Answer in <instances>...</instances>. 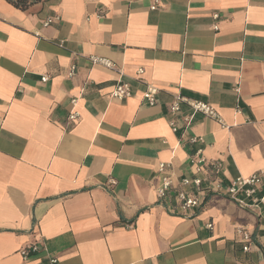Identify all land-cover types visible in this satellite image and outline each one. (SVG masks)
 I'll return each instance as SVG.
<instances>
[{"label":"crops","instance_id":"crops-1","mask_svg":"<svg viewBox=\"0 0 264 264\" xmlns=\"http://www.w3.org/2000/svg\"><path fill=\"white\" fill-rule=\"evenodd\" d=\"M120 79L133 87L125 101L110 97ZM177 94L225 125L197 114L174 132ZM1 119L0 264H264V216L212 194L181 215L156 193L159 163L189 175L198 146L227 181L264 169V0H0Z\"/></svg>","mask_w":264,"mask_h":264},{"label":"built area","instance_id":"built-area-1","mask_svg":"<svg viewBox=\"0 0 264 264\" xmlns=\"http://www.w3.org/2000/svg\"><path fill=\"white\" fill-rule=\"evenodd\" d=\"M140 1V0H130ZM163 0H149V8L157 10L162 8ZM58 16L49 17L44 25H49ZM213 18L218 19L219 14L214 13ZM218 30V25H214ZM92 65H102L107 68H115V63L111 59L103 56L91 55ZM143 68H139L138 74L143 73ZM76 73V65H71L68 71L69 77ZM43 81L48 80L47 76L42 77ZM144 84L142 99L148 105H155L158 102L159 89L150 82L141 79ZM133 95V87L130 83L118 80L110 92V97L119 101H125ZM76 99L72 100L75 104ZM187 107L189 113L182 114L183 108ZM169 124L174 132L182 130L185 134L193 122L195 115L202 114L210 119L225 125L217 109L209 102L193 99L183 94L174 96L169 104ZM181 115V116H180ZM180 116L182 126L175 119ZM79 114L72 110L68 116L69 121H77ZM2 119L0 120V129ZM192 144H203V136L192 135L189 138ZM190 174H177L171 162H161L158 165L159 184L156 187L157 197L160 201L167 203L173 213L191 216L193 211L200 207L208 195H219L226 197L238 207L256 211L259 216H264V169L258 170L249 176L238 175L230 180L222 177L223 163L220 160L209 159L204 153V147L198 146L189 156ZM208 227L213 228V223ZM238 233L244 243L243 250L249 251L251 234L243 228H238ZM40 247L37 243L27 245L20 249V254L27 259L32 254L37 253ZM57 258H52L51 263L57 262Z\"/></svg>","mask_w":264,"mask_h":264},{"label":"trees","instance_id":"trees-1","mask_svg":"<svg viewBox=\"0 0 264 264\" xmlns=\"http://www.w3.org/2000/svg\"><path fill=\"white\" fill-rule=\"evenodd\" d=\"M9 1L15 6L25 9L30 5L31 1L33 0H9Z\"/></svg>","mask_w":264,"mask_h":264}]
</instances>
